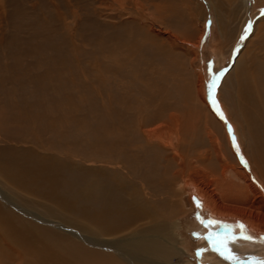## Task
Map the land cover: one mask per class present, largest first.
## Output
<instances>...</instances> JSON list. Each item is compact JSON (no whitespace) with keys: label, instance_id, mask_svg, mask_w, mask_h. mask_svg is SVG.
Listing matches in <instances>:
<instances>
[{"label":"rangeland","instance_id":"374dc122","mask_svg":"<svg viewBox=\"0 0 264 264\" xmlns=\"http://www.w3.org/2000/svg\"><path fill=\"white\" fill-rule=\"evenodd\" d=\"M262 3L0 0V189L20 198L12 204L0 194L1 220L14 216L85 251L113 257L116 264H131L113 250L26 215L18 208L45 217L41 204H56L14 184L15 177L32 182L122 177L125 199L139 195L138 204L160 215L104 238L162 229L170 239L181 232L188 252L180 255L163 244L172 250L168 264H264V243L258 239L264 231L246 228L253 239L245 240L239 225H248L232 218L233 209L223 210L229 218H221L208 205L218 201L254 210L247 178L264 195L254 167L262 153L248 134L246 103L240 100L241 111L232 89L242 69L247 70L244 85H251L249 76L264 61ZM247 103L251 117L253 104ZM253 124L251 133L263 130ZM258 162L264 175V163ZM238 164L245 175L236 174ZM70 194L64 186L61 196L75 200ZM29 197L37 202L30 205ZM93 201L86 204L94 208ZM69 216L76 215L65 212L50 221L71 226ZM207 237L228 238L238 259H224Z\"/></svg>","mask_w":264,"mask_h":264},{"label":"bare ground","instance_id":"6f19581e","mask_svg":"<svg viewBox=\"0 0 264 264\" xmlns=\"http://www.w3.org/2000/svg\"><path fill=\"white\" fill-rule=\"evenodd\" d=\"M241 1L244 4L245 0H241ZM262 1L263 3L261 5L264 4V0ZM73 16H76L77 18L78 13L73 14ZM217 18H218L217 22H219L220 20L218 15ZM63 19H64L63 22L65 23V27L68 28L69 26H68V22L66 21V17H63ZM261 19L262 18H259L258 20L261 21ZM260 21H258V24L256 21L257 26L255 25L254 31L257 30ZM0 22H3V17L1 14H0ZM1 28L2 27L0 26V41L3 37ZM223 28L222 30H224ZM200 31H201V35L198 41L196 42L197 46L200 45L201 39L203 38L204 26L201 27ZM254 31L253 33H257ZM250 40L252 41V39ZM262 57L264 58V55ZM238 61L239 58L237 59L236 64L238 63ZM246 71L245 70L243 71L242 69V72L237 75V80L232 88L235 89L233 90L234 93L233 96H234V101L238 104L239 107H240V100L246 103L247 107L246 109H244L245 121H247V123L250 126H252L254 122L253 124L255 125L254 128L260 127L263 129L261 131L252 130L253 133H251L250 132L251 128L250 126H248L249 128L248 134L250 135L251 138L254 137V143H256V148L258 146L257 148L258 153L259 152L262 153L261 156L258 157V160L264 163V61L261 64V68L257 70V73L254 70L255 73L252 74L253 73L252 71L251 75L249 76L252 78V83L249 86L244 85L245 82L244 77H246L247 75ZM198 91H199V95H201L200 97H202L201 88H199ZM248 100L250 101L251 105L253 104V108L252 107L251 108L254 114L252 115L249 112L252 118L248 114H246L248 112L247 109L249 108L248 107L249 104L247 103ZM203 102L206 103V100H203ZM244 103H242V105H244ZM242 105H241L242 108L240 107L241 111H243ZM249 117L251 119H249ZM256 124L258 126H256ZM228 145L230 146L229 142ZM245 148H247L246 145L244 146V149ZM258 160L257 159L254 160L255 162L254 167H256V169L258 170L256 171L257 174L261 177L262 181L264 182L263 172L260 170V166L257 164ZM237 168L240 169L236 170V174L238 175L246 174L245 170L239 164ZM28 171L29 169L22 170V173L25 174ZM201 176H202L201 174L198 176L199 177L198 180H203L202 179L203 176L202 177ZM193 178L194 180H196L194 176ZM8 181H10V178H8ZM247 182H248V186H250V189L252 190L256 198L249 205V208L252 207V209L254 210H248L246 208L244 209L239 204L233 205L232 207H228V205L230 204L228 205L224 203L221 204V202L219 203L218 201H214L212 204L208 203V205L213 208L212 213L221 218L224 217L229 218V216L223 214V210L233 209L232 211L235 214V216L232 217L233 219L242 218V221H244V223L248 225L246 226L247 229L250 230L251 228L255 231L263 232L264 231V195L261 193L259 188H257L248 178H247ZM14 184L22 188L23 190H27L29 192L31 191L32 193H37V194L41 193L42 195H44V198L47 199L49 198V200L54 201V203L56 204V206H51L50 204L47 203L41 204L43 207L45 206V208L47 209V213L45 212L44 213L47 214L48 216L50 215L52 218H47V215L45 217L43 215L38 216L36 214H33L32 213L33 211L32 212L27 211L22 207L18 208V206H16L18 209H21V211H23L26 215L34 217L38 221L40 220L49 225L53 224L58 228L64 230L66 229L67 231L75 235L77 238L86 241L90 245L101 246L103 248H108L110 250H113L118 255V257H120L121 259L125 260L128 263L168 264L165 260L169 254V250L170 251L172 250L170 248L169 249L167 248L166 251L164 248L165 246L163 244L166 245L171 244V248L173 249L172 252L174 251L178 252L180 255L187 254L188 252V250L182 245L186 241L182 243L181 232L180 233L173 232L172 238L170 239L169 237H166L161 234L162 229L161 232L156 231L155 229L149 231L144 230L141 232H137V231L130 232L129 230L124 234L120 233L121 235H117L110 238H104V236H102V235L113 236L119 234V232L123 230L121 226L123 227H128L132 225L136 226L138 222L140 223L142 222L141 220L147 219L148 215L149 218H154V220L151 221H158L157 218L160 214H158V212L156 211L157 209L156 210L153 209L148 212V210H146L143 207V205L137 203V201H140L136 199L139 195L136 198H133L132 201H127V199H125V196H123L124 187L122 188L123 185L122 177L100 178L95 176V177H90L89 179H84L82 177L78 179H65L63 180V182H59L58 178L45 179V181L34 180V182H32L30 180L24 181L22 179H17L15 177ZM45 184H47L48 186L47 187L48 192L43 190ZM64 186L66 187L67 192H70L71 194L74 195V198H76L75 200L68 201L63 196H61V190ZM0 194L2 195L3 199L8 201V203L14 204L12 202L14 196L13 194L4 193L3 191H1V189H0ZM25 199L27 200V198ZM28 199L30 200L31 203L37 202L36 199H34L33 197H29ZM90 199L95 200L93 201L95 202L93 204L94 208L93 206L91 208L88 204H86V201L89 200L90 202ZM248 199L249 198H247L246 200ZM13 206L15 207V205ZM65 212H71V213L73 212L76 215L74 217L71 216L66 217L65 219L71 226L66 225L64 222H61L62 224L58 225L56 221H50V219L62 218L60 216H65ZM2 215L3 213L0 210V217ZM23 222L24 221L22 219H17L11 215L6 220H1L0 218V264H8L7 261H4L7 259L9 260L10 264H51V262H54L55 264H116L117 263L116 259L113 257H110L109 259V257H106L103 254L99 255L94 253L95 251L93 252L85 251L77 244L65 242L64 240L60 239L52 231L51 232L45 231L44 229L38 227L37 225H32L30 223L29 224L27 223L28 225L27 226ZM16 223H18L19 225H17ZM178 226H181V224ZM159 239H161L162 241H160Z\"/></svg>","mask_w":264,"mask_h":264},{"label":"snow or ice","instance_id":"6c2138e0","mask_svg":"<svg viewBox=\"0 0 264 264\" xmlns=\"http://www.w3.org/2000/svg\"><path fill=\"white\" fill-rule=\"evenodd\" d=\"M245 33H247L248 29L245 28ZM245 37L242 36L241 39H244ZM218 78V77H217ZM214 86V82L210 87ZM198 207L200 206L199 204L197 205ZM209 223H212V221H209ZM241 232L243 233V239L245 240H252L253 237L248 234L247 229L244 225L240 224L239 225ZM207 239L212 240L211 237H207ZM260 242L264 243V237H259L258 238ZM228 238H216L215 240H212V245L214 246L215 250L219 251V254L224 258V259H229V260H235L238 259L237 256H235L234 253H232L231 249L228 247Z\"/></svg>","mask_w":264,"mask_h":264},{"label":"crops","instance_id":"0c3cea01","mask_svg":"<svg viewBox=\"0 0 264 264\" xmlns=\"http://www.w3.org/2000/svg\"><path fill=\"white\" fill-rule=\"evenodd\" d=\"M5 191H7V192H11V191H9L8 189L7 190H5ZM25 193V194H24ZM23 194L25 195V196H28L29 194H27L26 192H23ZM14 197H16V198H18V200L20 199L18 196H13V198ZM24 198V197H23ZM25 199V198H24ZM15 201H16V199H14ZM29 202V201H28ZM30 203V205H32L31 204V202H29ZM25 205V204H24ZM36 205V204H35ZM0 207H1V205H0ZM1 209H3V208H1Z\"/></svg>","mask_w":264,"mask_h":264}]
</instances>
